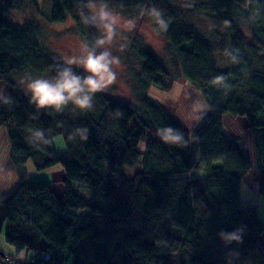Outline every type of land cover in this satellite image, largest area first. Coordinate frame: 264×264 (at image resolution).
<instances>
[{
    "label": "trees",
    "instance_id": "trees-1",
    "mask_svg": "<svg viewBox=\"0 0 264 264\" xmlns=\"http://www.w3.org/2000/svg\"><path fill=\"white\" fill-rule=\"evenodd\" d=\"M31 1L41 13L39 0ZM45 1L41 16L49 26L71 20L78 35L95 44L97 26L81 22L90 15L89 0ZM103 1L118 15L150 21L202 96L206 114L189 131L151 98H141L139 111L105 90L87 111L71 104L60 112L37 110L14 79L51 78L64 66L44 48L40 21L12 19L18 1L0 0V129L21 180L0 201V237L15 249L14 256L0 253V262L264 264V221L243 206L241 190L255 171L264 198V0H188L182 7L170 0ZM217 23L223 34L210 32L208 25ZM133 46L141 87L166 88L164 61L144 43ZM242 116L254 160L245 139L225 127ZM167 127L181 134V144L156 135ZM57 136L67 146L63 154L55 151ZM28 167L35 173L64 168L62 193L27 179ZM127 167L136 170L132 176L124 174ZM193 169L205 177L188 178ZM214 236L224 247L221 255L234 259L218 261L203 251Z\"/></svg>",
    "mask_w": 264,
    "mask_h": 264
},
{
    "label": "rangeland",
    "instance_id": "rangeland-1",
    "mask_svg": "<svg viewBox=\"0 0 264 264\" xmlns=\"http://www.w3.org/2000/svg\"><path fill=\"white\" fill-rule=\"evenodd\" d=\"M17 1L18 9L11 14L12 19L23 24H25L28 20H35V18L38 19L43 29L40 39L42 40L44 48L48 50L52 57L59 61L62 66L65 67L63 63L64 58L72 55H80L83 45L86 44L90 48L95 46V44L87 43L83 37L78 35L71 20H67L64 24L62 23L55 26H49L46 18L41 16V13L45 14L47 8L46 6L48 5L45 0H39V4L37 6L41 10V13L38 12L36 8H33L31 0ZM170 1L178 7H182L184 4L186 5L188 3V0ZM94 2L97 6L101 3L105 4L103 0H94ZM89 3L90 0L88 1V4ZM118 17L120 18V24L116 28L115 36L112 37L110 42L107 43L104 48L96 49L97 52L108 50L113 56L119 57L120 59V64L115 68V71L117 72V79L105 91L112 98L115 97L118 100L129 102L133 108H136L139 111L143 108L141 105V98H145V96L151 98L160 106V108L169 111L175 118H177L186 129L189 131L192 130L206 114L207 107L205 106V102L197 89L190 83L186 82L181 67L173 61V57L169 53V45L166 43L165 39L154 31L153 26L148 19H129L121 15H118ZM97 28L98 37H103L104 33L102 28L98 26ZM208 28L212 33L218 32L219 34H223L224 32L223 27L218 23L209 24ZM243 29L248 34L249 30L247 27L244 26ZM139 42L144 43L152 50L153 53L158 55L167 66L169 78L167 79L166 88L146 86L145 89L144 85H142L144 87H141L138 78L141 67H139V59L136 56L133 46ZM218 59L221 62V58L219 57ZM74 71H80V69L74 68ZM23 79H27V77H16L14 80L15 83L19 85L22 94L28 98L29 96L26 95V86L21 83ZM232 124H230L229 127H225L233 128L232 133L236 136L243 137L249 144V139L252 140V138L249 135V124L247 118L244 116L238 117V119L235 122H232ZM6 136L7 135H5V137ZM5 137L3 134L0 135V152L3 155L7 151V148L4 146ZM5 141H8V137L5 138ZM53 145L55 146L57 154H63V152L67 150L63 136L54 137ZM135 171L136 170H131L128 167L123 169V172L127 177L132 176V173ZM191 171L192 172L188 174V178L190 179H192V177L193 179H202L205 177V171L201 169H193ZM66 178L65 169L60 167V169L33 173L32 175H28L27 179L40 183L45 182L52 186H59ZM258 180V174L255 173V171L251 172V174L245 178V186H247L250 191V197L248 199L250 201H246V196H244L243 206H249L258 211L260 217L264 221V198L262 197L258 187ZM87 213H89L88 210L78 212V218L81 219ZM220 243L219 239L214 236V241H212V243H204L203 251H210L209 256L218 261L223 258L226 259V257H229L228 259H234L233 255L230 253H224V255H221L224 247ZM262 243L264 245V237H262ZM209 245L210 247H208ZM178 256L180 257V254H178ZM171 257L176 259L175 255ZM0 264H2V262H0Z\"/></svg>",
    "mask_w": 264,
    "mask_h": 264
},
{
    "label": "clouds",
    "instance_id": "clouds-1",
    "mask_svg": "<svg viewBox=\"0 0 264 264\" xmlns=\"http://www.w3.org/2000/svg\"><path fill=\"white\" fill-rule=\"evenodd\" d=\"M88 10L90 15L82 17L81 22H91L102 28L104 33L103 37L95 41V46L90 48L85 44L80 55L64 58L65 67L59 71L55 70V75L51 78H32L26 75L27 79L21 81L26 86L29 102L37 110L60 112L69 104L81 112L90 110L96 94L103 92L116 81L115 68L120 64L119 57L113 56L108 50L97 52L96 49L104 48L115 36L120 18L106 4L101 3L97 6L94 0H90ZM153 15L159 17V13L155 11ZM157 23L163 25L164 22L158 19ZM74 68L82 70L85 75L76 74ZM8 102V98L3 100V103ZM156 135L167 144L182 143L181 134L172 127L158 129Z\"/></svg>",
    "mask_w": 264,
    "mask_h": 264
},
{
    "label": "crops",
    "instance_id": "crops-1",
    "mask_svg": "<svg viewBox=\"0 0 264 264\" xmlns=\"http://www.w3.org/2000/svg\"><path fill=\"white\" fill-rule=\"evenodd\" d=\"M2 134L5 137L6 132H5V130L0 129V135H2ZM5 138H4V146L7 148L8 152L6 151V153L4 155L0 152V201H1V199L5 198V197L10 196L11 193H13L15 191V189L20 185V181H21L19 179L18 174L15 171V169L12 168L10 158H9L10 152H11V147L9 144V140L5 141ZM245 147L247 149V153L250 156V158H252L254 160L255 159L254 158V147H253L252 140L249 139V144H248V141H245ZM0 149H1V142H0ZM27 172H28V175H32L33 173H35L34 169L32 167H28ZM250 174H248V175H250ZM248 175L246 177H248ZM244 181H243L242 189H241L242 190V201H243L244 196H246V201L249 202L250 200H248V199L250 197V191L248 190V187L245 186ZM54 186L56 188L57 193L61 194L62 189L57 185H54ZM259 186H260V183L258 180V187ZM247 195H248V198H247ZM243 203H244V201H243ZM0 253L5 254V255H9V256L15 255L14 254L15 249L6 243L4 235H2L0 237Z\"/></svg>",
    "mask_w": 264,
    "mask_h": 264
},
{
    "label": "built area",
    "instance_id": "built-area-1",
    "mask_svg": "<svg viewBox=\"0 0 264 264\" xmlns=\"http://www.w3.org/2000/svg\"><path fill=\"white\" fill-rule=\"evenodd\" d=\"M49 258V256H46V258L45 259H48ZM3 264H12V263H9V262H4Z\"/></svg>",
    "mask_w": 264,
    "mask_h": 264
}]
</instances>
